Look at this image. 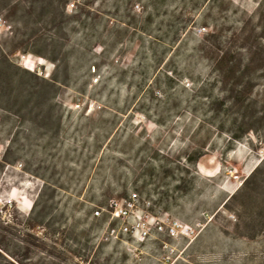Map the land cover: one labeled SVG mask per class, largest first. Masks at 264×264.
<instances>
[{
    "label": "rangeland",
    "instance_id": "374dc122",
    "mask_svg": "<svg viewBox=\"0 0 264 264\" xmlns=\"http://www.w3.org/2000/svg\"><path fill=\"white\" fill-rule=\"evenodd\" d=\"M0 145V235L58 230L67 264H264V0H0ZM132 194L192 231L112 236Z\"/></svg>",
    "mask_w": 264,
    "mask_h": 264
},
{
    "label": "trees",
    "instance_id": "16d2710c",
    "mask_svg": "<svg viewBox=\"0 0 264 264\" xmlns=\"http://www.w3.org/2000/svg\"><path fill=\"white\" fill-rule=\"evenodd\" d=\"M233 63L229 58H222V62ZM235 67H238V64H234ZM233 79L230 84L232 86L229 88L230 94L227 96L226 101L232 103L234 106H239L240 110H246L249 107V103L246 104L247 96L245 95L244 90L237 89V86H241L242 80L239 77H236V74L230 76ZM228 79L229 76H228ZM236 79V81H235ZM256 123H261V119H256ZM255 132L257 129L254 126H249ZM230 138L232 140H240L242 136L235 135L233 132L229 131ZM264 161H262L250 174L254 176L259 167ZM247 181L244 182L243 185H246ZM242 185V186H243ZM35 209V204L33 205L29 216L26 218L27 220V229L33 230L37 224L33 223V211ZM57 234H61L58 230H52L45 234L44 239L50 241L52 245H48L47 242L42 241L30 234H25L23 236L9 233V235H0V264H67V259L65 257L64 252H60L57 249V245H59L60 237L56 236ZM72 245H79L78 239L73 230L68 231L65 236ZM39 241V243H37ZM72 245L65 243V249L67 253L72 257H80L87 258L88 252L90 248L85 246L84 248H74ZM34 257H38V261L35 263H30V260ZM29 260V261H28Z\"/></svg>",
    "mask_w": 264,
    "mask_h": 264
},
{
    "label": "built area",
    "instance_id": "2783aa9c",
    "mask_svg": "<svg viewBox=\"0 0 264 264\" xmlns=\"http://www.w3.org/2000/svg\"><path fill=\"white\" fill-rule=\"evenodd\" d=\"M75 3L67 6L72 10ZM205 31V28L202 29ZM4 155V148L0 145V160ZM137 194H132L129 199L113 201L110 204L109 213L112 219L121 221L120 227L111 229L110 234L117 237V233L130 235L138 242H145L154 231L158 234L165 233L170 237L178 238L179 236H188L192 231L190 226L184 225L178 220H162L147 211L139 210L136 205ZM94 215L99 216L100 211L96 210Z\"/></svg>",
    "mask_w": 264,
    "mask_h": 264
},
{
    "label": "bare ground",
    "instance_id": "6f19581e",
    "mask_svg": "<svg viewBox=\"0 0 264 264\" xmlns=\"http://www.w3.org/2000/svg\"><path fill=\"white\" fill-rule=\"evenodd\" d=\"M43 64V63H42ZM29 70H32V67H28V66H26Z\"/></svg>",
    "mask_w": 264,
    "mask_h": 264
}]
</instances>
